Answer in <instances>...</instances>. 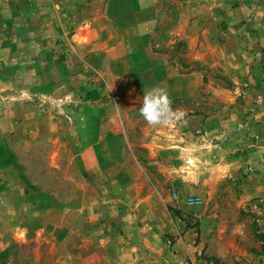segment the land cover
<instances>
[{
    "label": "rangeland",
    "instance_id": "374dc122",
    "mask_svg": "<svg viewBox=\"0 0 264 264\" xmlns=\"http://www.w3.org/2000/svg\"><path fill=\"white\" fill-rule=\"evenodd\" d=\"M105 2L0 0V263L264 264V0H158L171 84L91 60Z\"/></svg>",
    "mask_w": 264,
    "mask_h": 264
},
{
    "label": "crops",
    "instance_id": "0c3cea01",
    "mask_svg": "<svg viewBox=\"0 0 264 264\" xmlns=\"http://www.w3.org/2000/svg\"><path fill=\"white\" fill-rule=\"evenodd\" d=\"M161 19L158 0H106L102 18L92 24L91 39L87 42V46L93 50L88 56L92 61H99L102 56H110V59H113L112 63L115 62L121 66V70L120 68L118 71L112 70L115 78L125 79L126 70L124 66L128 64L137 66L139 64L140 68L130 71L141 74L136 76L137 79L157 80L159 74L160 81L167 80L171 84V80H176L178 75L177 63L168 55L156 53L153 49V39L157 36ZM162 68L168 75L165 76V80L161 77ZM175 87L164 88L171 99V105L175 99L181 97L196 98L197 96V89L195 88L198 87L195 86L194 88V85L187 86L181 91ZM116 138L119 139L120 136ZM112 239L114 240L111 241L112 246L110 248L112 250L120 247L127 255L130 253L126 250L129 248V242L119 243L121 240L115 236ZM140 246L141 244L137 243L136 247L139 248ZM80 249H83V243H80ZM180 252L182 251H177V255ZM137 256H140L139 251H137ZM38 263L36 260L31 264ZM59 263L60 261L57 262V264ZM135 263L137 264V262ZM41 264L48 263L41 262Z\"/></svg>",
    "mask_w": 264,
    "mask_h": 264
},
{
    "label": "clouds",
    "instance_id": "9594fccd",
    "mask_svg": "<svg viewBox=\"0 0 264 264\" xmlns=\"http://www.w3.org/2000/svg\"><path fill=\"white\" fill-rule=\"evenodd\" d=\"M141 104L139 113L149 126L167 125L175 118L176 113L172 109L171 99L167 91L161 87L144 92Z\"/></svg>",
    "mask_w": 264,
    "mask_h": 264
},
{
    "label": "trees",
    "instance_id": "16d2710c",
    "mask_svg": "<svg viewBox=\"0 0 264 264\" xmlns=\"http://www.w3.org/2000/svg\"><path fill=\"white\" fill-rule=\"evenodd\" d=\"M186 45V42L184 41H179V42H176L175 45H174V48H173V52L174 54L173 55H169V58L170 59H175V55L177 54L176 52L183 46ZM153 49L156 53H164V54H168L167 50H160L158 49L156 46H155V40L153 39ZM179 63L182 64V66H187L186 63L182 62V59H179Z\"/></svg>",
    "mask_w": 264,
    "mask_h": 264
},
{
    "label": "built area",
    "instance_id": "2783aa9c",
    "mask_svg": "<svg viewBox=\"0 0 264 264\" xmlns=\"http://www.w3.org/2000/svg\"><path fill=\"white\" fill-rule=\"evenodd\" d=\"M201 203L200 202H197V201H191L189 205H200Z\"/></svg>",
    "mask_w": 264,
    "mask_h": 264
}]
</instances>
